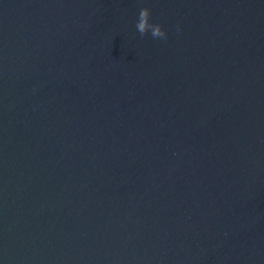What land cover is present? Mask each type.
<instances>
[{"label":"water","instance_id":"95a60500","mask_svg":"<svg viewBox=\"0 0 264 264\" xmlns=\"http://www.w3.org/2000/svg\"><path fill=\"white\" fill-rule=\"evenodd\" d=\"M0 264H264V0H0Z\"/></svg>","mask_w":264,"mask_h":264},{"label":"clouds","instance_id":"9594fccd","mask_svg":"<svg viewBox=\"0 0 264 264\" xmlns=\"http://www.w3.org/2000/svg\"><path fill=\"white\" fill-rule=\"evenodd\" d=\"M136 28L142 34L151 33L153 38L163 39L167 36L166 31L152 21L151 13L147 8L141 10V15L137 19Z\"/></svg>","mask_w":264,"mask_h":264}]
</instances>
